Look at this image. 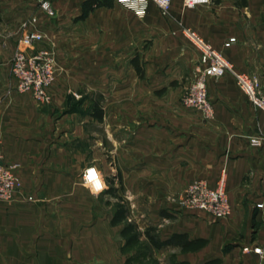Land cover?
Returning a JSON list of instances; mask_svg holds the SVG:
<instances>
[{
  "label": "crops",
  "instance_id": "obj_1",
  "mask_svg": "<svg viewBox=\"0 0 264 264\" xmlns=\"http://www.w3.org/2000/svg\"><path fill=\"white\" fill-rule=\"evenodd\" d=\"M40 1L0 0V144L22 181L14 199L0 202V264H125L123 225L112 224L117 196L143 242L156 227L162 241L184 235L203 243L187 251L151 247L160 264L173 256L189 264H264V111L251 106L231 74L208 80L213 119L182 103L201 65L184 27L264 90V0L194 8L173 0L169 16L151 3L143 18L116 0H49L50 17ZM29 30L46 35L56 53L50 104L19 92L12 76ZM90 166L108 185L99 197L83 186ZM222 177L230 216L178 204L193 182L217 187Z\"/></svg>",
  "mask_w": 264,
  "mask_h": 264
},
{
  "label": "built area",
  "instance_id": "obj_2",
  "mask_svg": "<svg viewBox=\"0 0 264 264\" xmlns=\"http://www.w3.org/2000/svg\"><path fill=\"white\" fill-rule=\"evenodd\" d=\"M116 1L118 2V0ZM151 3L156 4L154 0H148V6ZM198 4L200 3H197L196 0H184V5L187 8H194ZM172 5L173 0H170V6L166 14L164 10L157 6L164 16H169ZM41 9L50 17H55L56 15L55 9L49 0L41 1ZM36 21L37 19L33 18V22ZM183 31L185 36L201 53L199 74L191 82L182 99L185 107L198 112L207 120L213 119L215 108L209 96L208 80L212 77L220 78L226 74H231L236 79L237 84L246 95L251 106L254 109L264 111V90L261 89L255 78L238 72L220 51L208 43L195 30L184 27ZM46 38V35L39 31L29 30L24 32L19 39L11 69L13 77L18 81L19 92L31 93L33 98L40 104H50L52 102L49 89L57 78L54 51L44 47L36 48ZM235 41V37L230 38L225 45L229 47ZM21 190L22 181L16 172V167L5 163L0 144V201L14 199ZM28 200L33 201L34 198L29 196ZM177 202L183 208L202 210L219 219L230 216L232 212L224 177L220 179L217 187H210L205 180L193 182ZM261 205L263 204L258 206L261 207ZM245 250H248V248ZM254 252L261 254L262 249L255 248Z\"/></svg>",
  "mask_w": 264,
  "mask_h": 264
},
{
  "label": "trees",
  "instance_id": "obj_3",
  "mask_svg": "<svg viewBox=\"0 0 264 264\" xmlns=\"http://www.w3.org/2000/svg\"><path fill=\"white\" fill-rule=\"evenodd\" d=\"M216 3L220 2V0H214ZM138 58H134V66L140 71L141 68L135 60ZM141 72V71H140ZM94 115L103 120L104 110L102 105L95 102L93 106ZM110 193H114V189L110 188L108 190ZM118 202L116 204V211L114 218L112 220L113 225H123L122 236L124 238V245L121 247V252L124 255H127V259L125 264H160V262L153 256L151 253V247L156 249H161L165 245L171 244H180L183 247L184 251L196 249L203 245L200 242H190L184 235H175L169 241H162L158 234L156 233V227H149L146 229L145 236L148 240V244L141 240V232L138 226L129 221V210L128 207L123 200L122 197L117 196ZM221 260L216 259L214 261H210L206 264H220ZM170 264H189L188 262L178 261L175 256L171 258Z\"/></svg>",
  "mask_w": 264,
  "mask_h": 264
},
{
  "label": "clouds",
  "instance_id": "obj_4",
  "mask_svg": "<svg viewBox=\"0 0 264 264\" xmlns=\"http://www.w3.org/2000/svg\"><path fill=\"white\" fill-rule=\"evenodd\" d=\"M118 2L126 8L135 11L136 14L143 18L146 14L148 7V0H118ZM154 2L164 10L165 14L170 6V0H154ZM200 4H209L210 0H196ZM252 144L254 146H259L260 141L256 138H252ZM83 186L89 191V193L94 197H99L102 192H104L108 185L103 177L101 171L96 167H89L84 169L83 175ZM264 207V205H261Z\"/></svg>",
  "mask_w": 264,
  "mask_h": 264
},
{
  "label": "rangeland",
  "instance_id": "obj_5",
  "mask_svg": "<svg viewBox=\"0 0 264 264\" xmlns=\"http://www.w3.org/2000/svg\"><path fill=\"white\" fill-rule=\"evenodd\" d=\"M42 1V0H41ZM41 1H40V8H41ZM101 2L103 3V2H107V0H101ZM33 18H35V17H32L31 18V21H33ZM41 47H44V48H47V49H50V50H52V51H54L52 48H50L49 47V45H48V41H47V38H46V40L43 42V43H41L40 45H38L36 48H41ZM54 53H55V51H54ZM55 56H56V53H55ZM56 66H57V61H56ZM13 76V75H12ZM189 87V86H188ZM188 87H187V89H188ZM187 89L185 90V92L187 91ZM185 92H184V94H185ZM0 202H2V201H0Z\"/></svg>",
  "mask_w": 264,
  "mask_h": 264
}]
</instances>
